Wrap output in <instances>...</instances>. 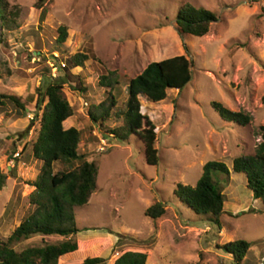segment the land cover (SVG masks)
Segmentation results:
<instances>
[{
	"label": "rangeland",
	"instance_id": "1",
	"mask_svg": "<svg viewBox=\"0 0 264 264\" xmlns=\"http://www.w3.org/2000/svg\"><path fill=\"white\" fill-rule=\"evenodd\" d=\"M13 18L5 45L0 44V93L13 95L26 106L27 117L0 115V170L6 175L0 191V239L18 225L17 204L7 214L8 202L27 196L40 163H24L38 124L35 90L64 67L47 48L36 58L32 30L66 29L65 46L73 55L91 43L94 60L70 70L73 79L62 93L73 110L63 127L92 129L97 142L82 143L78 150L97 167L96 188L85 206L74 208L78 233L75 240L85 257H100L113 264L124 252L146 255L145 264H235L220 247L233 241L250 244L255 264H264V206L252 199L242 174H215L224 197L218 230L182 205L173 192L177 184L194 187L208 162L224 164L252 156L264 126V0H4ZM188 3L213 12L217 22L206 36L180 35L175 18ZM28 34V35H27ZM185 56L191 63L190 80L179 91H167L164 101L139 98L140 112L153 123L156 166L144 162L142 144L134 136L121 143L99 134L87 117L89 104L107 103L110 92L116 107L124 106L126 84L151 62ZM110 89L99 87L101 76ZM82 83V86H81ZM85 88V91L82 88ZM216 102L250 117L246 126L222 121L211 108ZM121 123L107 122L108 128ZM15 167V175L11 173ZM62 166L53 165V172ZM164 214L155 220L143 215L154 203ZM121 245H116L118 241ZM60 237H33L12 247L60 242ZM85 257L61 259L79 264Z\"/></svg>",
	"mask_w": 264,
	"mask_h": 264
},
{
	"label": "trees",
	"instance_id": "2",
	"mask_svg": "<svg viewBox=\"0 0 264 264\" xmlns=\"http://www.w3.org/2000/svg\"><path fill=\"white\" fill-rule=\"evenodd\" d=\"M43 2V0H39ZM5 1L0 0V44L5 45V33L10 32L12 16L5 11ZM217 22L213 12L192 5L183 4L176 15L175 26L180 35L201 38L207 35L212 24ZM34 52L41 57L43 48L54 58L63 60L66 65L59 68L62 73L51 78L52 67L44 66L47 82L37 88L36 111L31 121L38 124L35 140L31 142L29 153L23 158L24 163H40L39 173L33 181L26 184L32 191L17 202H8L4 214L17 204L18 225L10 236L0 239V264H59L61 259L76 256L85 257L90 249H84L75 240L79 232L75 225L74 208L87 204L90 194L96 188L97 167L87 160V156L78 150L82 143L97 142L92 136V129L86 131L63 127V123L72 117L73 110L65 100L63 85L74 78L70 70L83 67L89 60H94V53L87 44L83 51L73 55L65 46L66 29L38 32L32 30ZM28 35V34H27ZM53 57V56H52ZM191 63L185 56H174L158 62H151L136 77L126 84L124 106L118 108L114 98L108 93L107 103L89 104L87 117L99 134L110 137L121 143H128L134 136L142 144L144 162L147 166L158 163L157 150L154 147L156 131L150 119L140 112L139 98L144 97L152 103L165 100L167 91H179L190 80ZM98 86L110 89L111 83L106 76H101ZM82 86V83H81ZM85 91V88H82ZM264 103V96H263ZM211 108L218 117L227 123L246 126L250 117L240 112H232L219 103H211ZM11 115L15 118L27 117L26 106L19 98L0 93V115ZM107 122L121 123L108 128ZM260 142L252 156H241L230 161V171L222 163L208 162L202 166V173L194 187L177 184L173 192L178 201L196 215H203L206 221L218 230L223 215L224 197L215 174L228 177L229 173L242 174L245 188L250 191L252 199L264 206V126L259 129ZM59 164L62 170L53 172V165ZM11 173L15 175V167ZM6 175L0 170V191L5 185ZM165 210L162 203H154L145 209L143 215L151 220L160 218ZM60 237L57 243L26 247L17 252L13 243L29 240L33 237ZM118 241L116 245H121ZM250 244L245 241H233L220 247L230 255L235 264H255L251 255ZM146 255L140 252H124L113 264H145ZM79 264H105L100 257H85Z\"/></svg>",
	"mask_w": 264,
	"mask_h": 264
}]
</instances>
